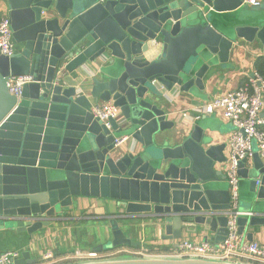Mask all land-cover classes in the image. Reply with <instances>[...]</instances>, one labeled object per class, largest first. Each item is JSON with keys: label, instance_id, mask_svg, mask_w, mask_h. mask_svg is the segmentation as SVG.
<instances>
[{"label": "water", "instance_id": "obj_1", "mask_svg": "<svg viewBox=\"0 0 264 264\" xmlns=\"http://www.w3.org/2000/svg\"><path fill=\"white\" fill-rule=\"evenodd\" d=\"M1 1L16 52H0V232L33 233L64 219L77 198L104 197L119 201L124 214L100 229L108 232L101 250L139 246L120 221L135 217L156 219L168 239L206 231L214 235L204 241L222 243L232 205L229 189L215 184L222 175L215 166L226 161V144H211L199 124L187 135L166 91L196 96L239 39L264 45V16L223 15L243 0ZM90 64L99 72L82 78ZM18 75L36 80L21 99L8 88V77ZM98 101L121 110L110 129L91 113ZM124 135L126 145H116ZM251 161L240 162L248 189L238 206L253 213L238 217L250 241L247 227L264 226V160L255 151ZM35 263L28 250L14 262ZM65 264L256 263L128 256Z\"/></svg>", "mask_w": 264, "mask_h": 264}, {"label": "crops", "instance_id": "obj_2", "mask_svg": "<svg viewBox=\"0 0 264 264\" xmlns=\"http://www.w3.org/2000/svg\"><path fill=\"white\" fill-rule=\"evenodd\" d=\"M259 6H254L243 0V5L232 13L234 17L240 14L249 13L250 15L264 16V0H260ZM258 58L264 59V45L258 40L253 43L239 39L237 45L233 48L230 60L221 67L212 68L205 77V88L203 90L196 89L197 95L192 96L187 92H181L178 89L167 92L169 106L175 113V121L178 126L185 129L186 134H190L193 126L199 124L205 128V132L211 136V144H226L225 155L228 154V138L234 130V125L225 120L219 112L214 114H198L194 109L199 108L201 104L209 99L225 94L242 86L247 79L257 70L256 62ZM99 72L96 64H90L81 72L82 78H92ZM69 84L74 81L67 77ZM165 90V89H164ZM189 113V117L181 116L184 112ZM264 115V114H263ZM126 145V144H124ZM226 161L216 163L215 168L222 172L220 181L215 184L221 188L229 189L226 176ZM249 160L248 166L252 165ZM248 182L240 181V198L246 196ZM254 212V211H253ZM124 214V208L119 201L104 197H79L75 204L67 213L64 219L55 221L51 226L44 227L33 233L9 230L0 232V253L6 250H28L31 252L32 258L36 260L35 264H65L56 263L54 260H44L42 255L45 251H52L55 258H60L71 254L75 249L96 250L100 249L108 232L95 231L94 225L100 226V229H108L110 217ZM121 225L131 239L139 243V248L148 252L158 249H174L179 241L184 238L195 241H204V235L213 236L214 233L206 232H184L181 239L165 238V227L160 225L154 218H131L128 222L124 219L120 220ZM74 224V225H72ZM99 229V228H97ZM248 232H253V240L264 244V226L247 227ZM102 232V233H101ZM246 238V237H245ZM247 239V238H246ZM248 240V239H247ZM252 240V241H253ZM250 241V240H249ZM105 250V249H103Z\"/></svg>", "mask_w": 264, "mask_h": 264}, {"label": "built area", "instance_id": "obj_3", "mask_svg": "<svg viewBox=\"0 0 264 264\" xmlns=\"http://www.w3.org/2000/svg\"><path fill=\"white\" fill-rule=\"evenodd\" d=\"M251 5L259 6L260 0H245ZM0 52L5 56H12L16 52L13 41V29L8 16V7L0 2ZM36 82L33 75H18L8 77L9 92L21 99L26 84ZM198 114H214L219 112L225 120L234 125L233 132L228 138V154L226 159V176L231 197V210L229 212L227 227L228 234L225 240L219 244L208 241H195L184 238L177 243L176 248L167 252H148L139 247L117 246L109 250H81L75 249L71 254L55 258L52 251H45L44 260H54L56 263L79 262L86 260L104 259L129 256H168V257H198L204 259H222L244 261L256 264H264V244L257 241H249L239 233L238 217L240 215H252L250 211H240V162L244 159L252 160L257 151L264 160V74L253 72L247 81L239 88L225 94L215 96L204 102L199 108L194 109ZM91 113L94 117L104 122L107 128H111L112 118L121 120V110L112 101L93 102ZM183 118L189 117L186 111L181 114ZM129 140V136L115 138V144L123 146ZM255 142V144H254ZM23 250H6L0 253V264H14L22 257Z\"/></svg>", "mask_w": 264, "mask_h": 264}, {"label": "trees", "instance_id": "obj_4", "mask_svg": "<svg viewBox=\"0 0 264 264\" xmlns=\"http://www.w3.org/2000/svg\"><path fill=\"white\" fill-rule=\"evenodd\" d=\"M256 68H257V71L264 74V59L263 58H258L256 62ZM169 250L170 249H158V250H154L153 252L160 253V252H167Z\"/></svg>", "mask_w": 264, "mask_h": 264}, {"label": "rangeland", "instance_id": "obj_5", "mask_svg": "<svg viewBox=\"0 0 264 264\" xmlns=\"http://www.w3.org/2000/svg\"><path fill=\"white\" fill-rule=\"evenodd\" d=\"M254 144H255V142H254ZM240 204H241V205L244 204V201H243L242 198H240ZM72 225H74V224H72ZM95 227H96V228H95ZM94 228H95V231H96V232L100 230V226L97 225V224L94 225ZM97 228H99V229H97ZM109 249H110V248L105 247V250H109ZM128 256H129V255H119L118 257H128ZM68 263H71V262H68Z\"/></svg>", "mask_w": 264, "mask_h": 264}]
</instances>
